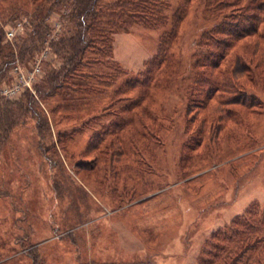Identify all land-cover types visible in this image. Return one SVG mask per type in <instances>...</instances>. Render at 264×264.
Returning <instances> with one entry per match:
<instances>
[{
	"label": "rangeland",
	"instance_id": "obj_1",
	"mask_svg": "<svg viewBox=\"0 0 264 264\" xmlns=\"http://www.w3.org/2000/svg\"><path fill=\"white\" fill-rule=\"evenodd\" d=\"M36 12L33 1L0 0V46L15 39H8L9 27L21 21L25 31ZM64 21L53 13L45 49L62 35ZM214 23L205 12V0H193L171 47L182 76L170 82L163 76L156 78L141 108L124 113L126 122L136 125L151 123L143 114L146 107L160 122V115L166 116L160 143L154 148L155 160L143 167L148 170L146 180L120 178L113 191L87 169L86 161L92 156L83 152L95 130L123 122L118 105L107 108L96 129L85 128L73 137L69 133L103 109L125 77L143 69L167 27L135 22L114 35V59L128 74L106 92L72 91L45 102L34 84L31 91L49 120L44 141H40L37 115L17 109L28 102L25 90L4 98L15 105L17 123L0 144V264H197L214 230L251 203L264 204V116L247 129H231L227 124L214 134L209 147L185 150L194 130L187 126L193 53ZM45 61L49 69H58L64 59L50 50L43 67ZM187 153L189 159L181 163ZM194 154L200 157L192 159ZM133 159L117 165L121 176L130 174Z\"/></svg>",
	"mask_w": 264,
	"mask_h": 264
},
{
	"label": "trees",
	"instance_id": "obj_2",
	"mask_svg": "<svg viewBox=\"0 0 264 264\" xmlns=\"http://www.w3.org/2000/svg\"><path fill=\"white\" fill-rule=\"evenodd\" d=\"M23 1H33L37 12L24 33L0 46V90L13 80L12 70L18 61L31 67L32 61L43 52L47 34L53 29V13L57 12L65 25L62 35L54 37L49 47L64 61L58 69H49L48 61L44 62L39 78L42 82L39 84L38 80L35 88L45 102L72 91L84 90L91 94L108 91L122 75L128 74L114 59V35L135 22L167 27L157 52L145 62L143 69L125 77L113 90L111 101L76 125L69 137L88 127L96 129L111 105H118L122 114L141 108L156 78L163 76L170 82L182 76L179 59L171 47L193 0ZM174 1H177L175 6ZM205 12L215 23L201 35L193 53L194 76L188 91L187 126L194 130L184 145L188 152L209 147L216 133L227 124L231 129H247L249 123L264 116V0H205ZM25 93L28 102L20 103L17 109L22 114L37 115L40 141H44L49 120L31 89ZM227 93L233 96L228 98ZM4 98L0 94V144L7 140L17 123L13 120L15 105ZM125 99L131 101L121 103ZM143 114L151 123L126 122L128 117L124 114L123 124L96 129L86 144L83 154L92 156L86 161L87 169L95 173L101 184L112 186L120 178L146 180L148 170L143 167L155 160L154 148L160 143V133L166 126L162 120L166 116L160 115V122L159 116L149 113L147 107ZM206 129H209V138ZM64 138L60 135V140ZM187 155H183L181 163L189 159ZM196 156L200 157L194 154L191 158ZM130 157L134 158V167L130 174L121 176L122 170L117 165L125 159L129 162ZM112 189L115 191V186ZM197 264H264V204L251 203L228 224L214 230L201 249Z\"/></svg>",
	"mask_w": 264,
	"mask_h": 264
},
{
	"label": "built area",
	"instance_id": "obj_3",
	"mask_svg": "<svg viewBox=\"0 0 264 264\" xmlns=\"http://www.w3.org/2000/svg\"><path fill=\"white\" fill-rule=\"evenodd\" d=\"M24 22H17L14 26L7 29L8 39H14L18 34L24 31ZM50 53V48H46L41 55H39L35 63L31 67H26L18 62L13 68L14 79L11 83L5 84L0 90L3 97H15L21 94L26 89L33 90L34 84L38 81L39 77L43 74V59Z\"/></svg>",
	"mask_w": 264,
	"mask_h": 264
}]
</instances>
